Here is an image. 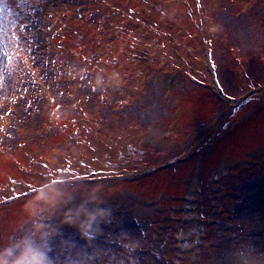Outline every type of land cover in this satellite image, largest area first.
I'll list each match as a JSON object with an SVG mask.
<instances>
[{
    "label": "rangeland",
    "instance_id": "rangeland-1",
    "mask_svg": "<svg viewBox=\"0 0 264 264\" xmlns=\"http://www.w3.org/2000/svg\"><path fill=\"white\" fill-rule=\"evenodd\" d=\"M27 19L0 46V247L42 195L84 246L98 188L94 243L118 258L123 232L139 264H264V0H37Z\"/></svg>",
    "mask_w": 264,
    "mask_h": 264
},
{
    "label": "clouds",
    "instance_id": "clouds-1",
    "mask_svg": "<svg viewBox=\"0 0 264 264\" xmlns=\"http://www.w3.org/2000/svg\"><path fill=\"white\" fill-rule=\"evenodd\" d=\"M43 202L30 204L25 202L20 207L22 223L16 231L21 234L4 247H0V264H58L53 256L54 242L59 252L71 253L67 264H139V258L134 255L138 244L129 239L127 233H121L118 238L119 246L126 259H121L108 250L99 248L94 241L101 234L99 224L109 222L113 210L104 207V196L98 188L84 194V199L93 205L91 209L80 208L75 213L79 221L81 237L85 245L77 248L74 242L62 238L59 225L48 222L53 215L49 205L51 197L40 196ZM69 199H72L71 195ZM83 214V220H80ZM73 222L72 216H66L63 223Z\"/></svg>",
    "mask_w": 264,
    "mask_h": 264
},
{
    "label": "snow or ice",
    "instance_id": "snow-or-ice-1",
    "mask_svg": "<svg viewBox=\"0 0 264 264\" xmlns=\"http://www.w3.org/2000/svg\"><path fill=\"white\" fill-rule=\"evenodd\" d=\"M36 3L37 0H16L15 7H12L7 3V0H0V46L4 48H8L9 44H14L16 47L20 46L22 40L21 34H27L30 27V21H28L27 17L34 12ZM24 42L27 43V40L25 39ZM4 54L11 59L7 51ZM210 68H217L215 60L210 61ZM190 79L195 78L190 77ZM198 83L202 84L203 81H198ZM213 85L225 99L236 100L235 94L228 91V87L220 78L218 71L213 75ZM27 187L29 191L18 193L16 196L11 197L12 201L14 202L20 196L27 199L34 191L32 185H28Z\"/></svg>",
    "mask_w": 264,
    "mask_h": 264
}]
</instances>
